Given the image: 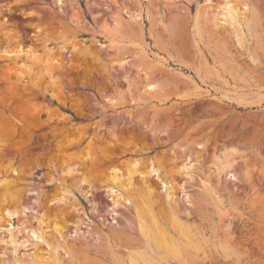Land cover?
<instances>
[{
  "label": "rangeland",
  "instance_id": "rangeland-1",
  "mask_svg": "<svg viewBox=\"0 0 264 264\" xmlns=\"http://www.w3.org/2000/svg\"><path fill=\"white\" fill-rule=\"evenodd\" d=\"M64 1L0 0V122H13L0 136V179L32 189L48 219L49 201L67 190L58 221L72 250H57L58 262L112 264L118 253L130 264L135 250L153 264H264V0ZM15 37L58 59L54 83L43 71L6 75L1 51ZM146 78L156 86L139 95ZM69 157L90 183L61 173ZM150 158L167 164L143 177L154 203L135 195L157 242L147 245L132 203L106 178L117 165L124 183L128 162ZM9 162L30 168L15 178L1 168ZM169 203L188 240L169 227ZM29 222L2 224L0 264L56 262L48 243L57 232L39 238ZM167 241L178 254L163 252Z\"/></svg>",
  "mask_w": 264,
  "mask_h": 264
},
{
  "label": "bare ground",
  "instance_id": "bare-ground-1",
  "mask_svg": "<svg viewBox=\"0 0 264 264\" xmlns=\"http://www.w3.org/2000/svg\"><path fill=\"white\" fill-rule=\"evenodd\" d=\"M56 1L60 4L65 3L64 0H56ZM233 1L235 3L238 2V0H233ZM227 4L229 6L228 7L229 14L234 15L237 8L233 7V5L230 2H228ZM241 5H242V7L243 6L248 7L247 2H245V0H243ZM254 14H255V12L253 13V15ZM253 15L251 13V16H253ZM231 19H233V16H231ZM102 24H104L103 26H107L108 23L105 21ZM15 39H16V37H15ZM16 40L17 41H15V45L13 47H10V45H9L10 41L8 40L7 41V48L2 49V51H1L2 56H5V58L7 59V62L4 63L5 64L4 72L5 73L7 72L6 75L12 74L11 72L13 70V72L16 71V76L23 77L24 71H28V73L33 74L32 76H34V77L37 76L39 78V76H41L40 74H42V71H43V73H45L49 76L50 82L54 83L55 79H54V74L52 72V65L54 63L55 64L58 63V59H56L54 56H52V53H50L48 51L44 52L45 54L43 56H41V54L38 52V49L36 47H34L33 45H29L27 48H23L21 43L18 42V39H16ZM63 49H65V48L63 47ZM76 49H77V44L74 43V45L72 46V50H76ZM22 54H25L24 56H26V57H23L24 59L21 56ZM33 66H36L38 71H36V72L33 71L34 70ZM39 71H41V72H39ZM154 81H155V79H153V78H146L145 82L141 85V90L139 92V95H142L144 93L149 94L150 91H152L153 88L156 86V82H154ZM109 99H107V100H109ZM12 124H13V122L11 123L9 120L7 121V119L3 122H0V133H1L0 136H3V137L6 136L4 134L7 133L11 129V127L13 126ZM3 137H1V138H3ZM86 151L87 152H86L85 156L83 154V157H84L83 159H87L91 156L90 150L87 149ZM71 158L72 157H69V158H67L68 160L64 161V165H63L64 167H63V170L61 173L63 175H69L70 177L76 176L77 174H81V176L79 177L80 183L89 182V177H87L85 174L81 173V170L78 167V163L72 162L73 160L71 161ZM166 161L154 160V159L150 158L148 161H142L141 162L139 159H134V160L127 163V166L125 168L126 174H127V176H126L127 180L124 183H122V182L119 183V179L117 177V174L120 171H122V169L120 167H118L117 165H113L109 168V174H108V177L106 178V180L113 183L114 186H117L118 189H121V191H123V193L125 194L124 199L126 201L132 203V205L136 211L139 231H140L141 235L145 238L147 245L152 243V242L154 244H157V242L153 240L151 232H149L151 230L145 226V224H147V223H145V220L143 219V217H141V215H139V207L141 209V206L137 202V199H135V195L143 196V198H141L140 201L142 203H144L145 205L148 202L154 203L157 200V197L155 196V194L153 192L152 182H150L147 178H143V177L150 175L152 172L160 175L161 172L165 170V167L167 164ZM29 164H30V162H25V165L22 163V165H24V166L21 170L17 169L15 166H13L12 162L7 163L6 165L3 164V166L1 168H3L4 170H7L6 171L7 175L9 173H11V175L13 177L16 178V176H17L19 179H21L22 175L24 174V170L30 168ZM9 167H12L11 170H9L10 169ZM183 168H184V166H183ZM188 169H189V172H191V173L193 172L192 168H188ZM91 170H92V168H91ZM88 171H90V170H88ZM133 171H137V173H139L140 177L142 178L141 183L139 185H134V183L132 182L131 178L133 175ZM166 172L162 174V177L165 178L164 182L167 185L171 181V179H167L168 176L166 175ZM13 179H12V177H11V179L10 178L8 179L7 176L0 179V231L3 230L2 224L7 225L6 228L4 226V230L12 231L14 228H18L19 225H25L24 223L30 221L29 218L27 219V217L33 216L32 221H30L29 223L32 224L33 222H37L38 226H40V229L39 228L37 229L35 227H30L29 229H27L28 231H31L32 234L36 233V234H38V237H39L40 236L39 231H48L49 229L55 230L57 232L59 237L53 236V239L51 238L52 241L49 240V242L51 241V243H48V245L50 247H52V249L54 250L53 254H54L56 259H57L56 251L59 249H64L65 251L71 252V250H72L71 246L72 245L66 240V238L63 235V231L65 229V226L59 224V221H58L60 215L62 214L64 206L67 205V203L65 202L66 199H64L65 197L63 194V193H66L67 190L63 189L61 191L62 193L60 192V193L56 194L49 201L50 205L55 206V208H54L55 212L52 215V217L48 219L46 216V206L47 205L45 206L43 203L38 202V200H35V199L31 200L29 197H30V194H32V191H31L32 189L30 191L27 189L23 191L20 188L13 186L14 184L9 181V180H13ZM50 179L58 180L55 176H51ZM110 189H112V187H110ZM167 196L169 197V194H167ZM167 207H168V210L170 212V217H169L170 221L168 220L169 221L168 222L169 227L177 230L179 235H181L183 238L188 240V227L185 226V224L177 216L176 209H175L173 203L167 204ZM75 211H76V213L80 212L77 210V208H75ZM149 214H151L150 216H153L154 213H152V211H150ZM153 222H155V226L157 228L156 224H158V221L156 220V217H155V221L153 220ZM14 223H16L17 225H14ZM43 226H46V228L45 227L43 228ZM164 229L160 230V231H166ZM164 233H166V232H164ZM43 236L44 235H41L40 237L42 239H44ZM166 236H167V234H166ZM164 239H165V236H164ZM46 240H48V239H46ZM165 242H166V240H165ZM169 242L167 243V245L164 243L165 249L162 248V249H164L163 252L172 253V254L174 252L175 253L177 252L176 254H178L179 248L176 247L174 244H172V242H170L171 244H169ZM117 254H115L116 257H115L114 261L112 262V264H125L123 260L121 261L120 254H118V255ZM127 257H128L130 264H153L154 263L153 257L151 258L149 256L140 254V252L135 251V250H131L130 254ZM20 264H22V263H20ZM54 264H60L58 262V259L56 260V262Z\"/></svg>",
  "mask_w": 264,
  "mask_h": 264
}]
</instances>
